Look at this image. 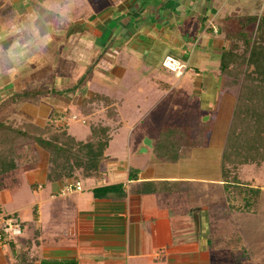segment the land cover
Instances as JSON below:
<instances>
[{"label": "crops", "instance_id": "obj_1", "mask_svg": "<svg viewBox=\"0 0 264 264\" xmlns=\"http://www.w3.org/2000/svg\"><path fill=\"white\" fill-rule=\"evenodd\" d=\"M9 1L14 7L21 5L25 7L31 1H37L42 7H46L48 15L45 20L48 21V26H44L40 18H38L40 24L35 22L40 30L39 37L46 35L48 37L43 41L42 46L56 41L54 43L56 50L58 45L63 47L59 55L60 60L73 65L71 67L75 69L78 68L81 71L80 74L83 72L86 75L88 68L95 64L92 74L105 76L115 84L125 75L127 64L135 66L134 62L137 59L140 60L141 56L145 59L152 58V62H155L162 58L163 53H167L166 56H172L181 61L187 69L179 78V82L186 79L193 81L195 89L192 93L196 99L195 108L202 112L201 118H194L198 135L207 132L206 126L212 117L205 118L203 122L202 119L208 115V112L218 111L221 101L223 100L225 104L227 97L236 98V95L224 87L225 81L220 76L222 54L230 50L233 44L239 45L240 33L249 35L247 29L255 28L254 23L249 24L252 20L264 16V0H123L117 6L122 16L125 15L126 18L117 28L122 27L125 42L123 38L121 42H117L115 50L112 48V55L105 59L100 56L114 40L112 37L109 40L106 39L105 34L102 38L95 37L87 31V28L95 29L94 26L99 17L94 13L103 14L100 17L103 18L113 14L114 11L111 8L102 11L103 9L99 7H93L98 6L95 0H71L64 7L49 3L42 4L38 0ZM78 2L80 4L73 10L62 12L71 4ZM85 6H88V9H85ZM89 7L93 9L89 10ZM7 8L3 14L8 13L12 6L9 5ZM25 9L20 13L24 14L28 11ZM249 10L250 14H243ZM162 12L164 17L161 15ZM155 14L158 15L154 17ZM190 19L191 23L188 22ZM210 25L215 26L218 32H213ZM2 27L13 29L5 24ZM50 30L53 31L52 36L56 34L55 36L59 38L50 37L48 33ZM23 34L27 41H23L21 50L25 51L36 46V43L30 40L29 34ZM19 43L21 44V41ZM125 51L130 58L122 60ZM175 54L178 56L176 57ZM215 61H217L216 66ZM71 67L63 68L62 73L66 75L67 71H72ZM161 67L164 70H159V76L155 81L158 85L161 84L159 86L168 92L169 97L176 91L177 84L169 77L172 72L163 68L162 63ZM34 69L38 70V68ZM32 74L37 77L39 73ZM56 76L62 77L61 74ZM72 87L74 86L69 84L61 89L66 90V96L51 95V97L59 96L57 98L60 100L56 102L43 98L45 102L25 105L24 109L29 115L28 121L44 127L50 121L54 111L61 114L60 120H64L63 115L73 109H78L81 113L82 102L94 94L105 95L115 101L117 116L115 119L107 118L117 121L120 116L119 109L123 108L124 98L118 99L99 92H88L85 78L79 90L67 93V90ZM78 94L84 97L76 100ZM235 107L236 102L230 126ZM138 109L140 110L141 107L138 106ZM142 114L143 112L140 111V117L131 128V136L137 130V126L144 124L148 119ZM92 117H84L83 124L89 123L88 119H93ZM72 118L79 121L75 116ZM197 119L205 125L200 127ZM117 124L119 125L116 128V134L121 130L123 121ZM66 125L68 126L67 122ZM230 126L226 130L227 134ZM165 128H173V126L162 127L155 135H151L144 128L142 132L136 134V141L131 140L130 145L128 143L129 158L133 145L136 150H141L139 154L152 153L153 157L148 159L149 162L147 161L150 165L147 166L134 167L129 164L122 166L119 156L115 157L111 154L110 157L107 152L114 136L105 153L106 159L101 164L99 179L80 177L78 180L69 179L50 183L46 181L48 160L46 166L41 164V168V165H34L36 176H43L44 181L30 183L35 191L34 194L28 192L26 195L30 198L27 208H30L32 213L25 221L20 217L22 206H17L16 209L14 207L8 212L15 213L19 217L23 234L16 242L0 247V264H210L215 244L209 232V216L203 211L204 206L193 205L191 191L194 185L201 183L206 186L222 187L221 169L217 180L199 179L190 172L182 174L178 170L169 171V166L174 165L179 169V164L182 162L179 158L176 160L162 158L154 152L155 145L161 140L160 136ZM186 131L188 141L191 143L184 146L197 147L192 143L195 140H189V136L192 135L190 129L187 128ZM227 134L223 138L224 146L220 147L222 148L220 166ZM89 137L83 139L75 137V139L87 141ZM145 140H150L152 147L147 148V151L143 153ZM129 162L130 159L127 163ZM262 166L264 164L245 167H255L259 173ZM245 167L241 169L239 176ZM188 169L192 170V165ZM76 182L81 184L82 192L66 196L59 195L65 186ZM245 183L260 189L262 194L263 189L260 185L252 182ZM19 185L18 182L14 186ZM106 187L116 188L105 197L103 188ZM2 196L3 190L0 192V211L5 213L3 203L8 200L13 202V198L9 194L8 200L4 201Z\"/></svg>", "mask_w": 264, "mask_h": 264}, {"label": "rangeland", "instance_id": "obj_2", "mask_svg": "<svg viewBox=\"0 0 264 264\" xmlns=\"http://www.w3.org/2000/svg\"><path fill=\"white\" fill-rule=\"evenodd\" d=\"M95 1V4H98V6L93 7H99V9H103L102 11L111 8L112 11H114L113 14L103 18H100L103 14L94 13V15L99 17V19H97V24H95L96 26H94L95 29L87 28V31L92 33L95 37L100 36L102 38L104 34L105 38L108 40L112 37L114 41L111 45H108L100 56L108 59V56L112 55L111 52L115 50L116 43L121 42L120 40L122 38L124 41L125 38L124 34L122 35V27L117 28L118 25L121 24V21L126 18L125 15L122 16L117 6L118 3L123 0ZM79 4V2L73 3L62 10V12L66 13V11H71ZM9 5H11L12 8L8 13L3 14V11L8 9L7 7H9ZM93 7H89V10H92ZM24 8H26L25 11H28L21 14ZM86 8L88 9V6H85V9ZM31 13L38 14L41 23L44 24V26H48V21L45 20V17L48 15V13H46V7H42L37 1H31L25 7L24 5L14 7L11 1L0 0V36H4L3 39H0V101L6 100L15 92L27 90L41 91L42 89L46 94L54 91L56 93L58 92V95L62 93V95L66 96L65 90H61L63 87L65 88L66 85L69 84L76 86L80 83V80H83L80 83L83 84L85 78L88 92H99L118 99L124 98L123 108L119 109L120 116H118L117 121L110 120L107 118L106 108L100 106L95 111L92 117L93 119H88L89 123L83 124L84 117L78 109H73L69 113L63 115L64 120L61 119L59 122L57 121L58 123L56 122L59 127L65 125V129H67L68 133L78 139H83L91 135L90 128L92 123L111 127V134L114 136V139L111 142L107 154L110 155V157L111 154L115 155V157L119 156L122 166L129 164L134 167L138 165L147 166L149 164L148 159L153 157L152 153L145 155L139 154L141 150H136L135 145L131 147V156L130 158L128 157V143L130 145L131 140L136 141L135 136L137 133L142 132L144 128H146L151 135H155L156 132L158 133V129L160 130L162 127L173 126V128H181L183 132L179 131L176 135H171L170 139L168 138L169 134L165 136L166 139H164V141L167 140L168 142H163L166 143L163 145L164 148H162L166 153L165 155L170 159H175V157H177L176 159L179 158L180 162H182L179 164V169L174 165L173 167L168 165V170L172 172L178 170L182 174L190 172L199 179L206 178L212 180V178H214L217 180L219 178V170L221 169L220 151L222 150L220 147L224 143L223 138L226 136V130L230 126L236 98L227 97L225 104H223V100L221 101L218 111L212 110L208 112V115L202 119L203 122L205 118L209 116L212 117L211 121L206 126L208 128L206 130L207 132L198 135L199 132L195 126L194 118H201L202 112L195 108L196 99L192 93L195 89L193 81L186 79L179 82L180 79L176 77L175 73L169 74L170 79L172 78L174 83L177 84L176 91L169 97L168 92L164 91V89L159 86L161 84L158 85L155 81L159 76V70L162 69L161 63L167 53H163L159 61L152 62V58L145 59L144 56H141L140 60L137 59L134 62L135 66L127 64L126 73L123 78L119 79L118 83L113 84V82L105 76L97 75L96 73L92 74L93 71L90 72V75H85L83 72L80 74L81 71L78 68L75 69L71 67L73 65L60 60L61 57L59 58V55L63 47L58 45L56 50L54 46L56 41L52 44L42 46L43 42L40 39L41 37L32 34L31 26H29L28 30L18 32L14 35L8 34L12 29H3L2 26L4 24L8 25L10 28H14L15 25L25 23L28 14ZM250 13V10L243 12L244 15ZM156 15L158 14H155L154 17H156ZM161 15L164 17L163 12ZM38 18L35 22L40 24ZM87 21H89V19H87ZM191 21L190 19L188 22L191 23ZM98 25L103 30H101ZM35 27L38 29V26L35 25ZM247 31L250 36H253L255 28L251 30L247 29ZM23 33L29 34L30 40L36 43V46L25 51L21 50L23 48V41H27ZM48 33L52 38L56 35L52 36L53 31L51 30L48 31ZM56 37L59 38L58 36H55V38ZM19 41H21V44ZM14 42H18V46L12 50L10 56L9 50L12 49ZM239 46H243L242 41L239 42ZM50 53L51 55H48ZM172 55L174 54L172 53ZM176 55L177 54H175V56ZM49 56H51V58L48 59ZM128 58H130V55L125 51L122 60H127ZM216 62L217 61H215L214 64ZM42 65L44 66L41 68ZM216 65L217 63L215 66ZM68 67H71L73 70L70 72L67 71L68 73L66 75L63 74V68L66 69ZM34 68H38V70ZM33 72L39 73L37 77L34 76L35 74H32ZM57 74H61L62 77L56 76ZM80 88L81 87H79V89ZM161 91L162 93H160ZM233 94L235 95L236 92L233 91ZM33 95L35 94L33 93ZM164 95L165 98L162 99ZM79 96L76 100H80L84 97V95ZM57 97H51V95L47 94V96H41V98L38 99L31 97L30 100L24 103L8 105V107L2 110L0 118L4 122L5 120H16V118L28 121L29 115L26 113L27 110L24 109L25 105H35L41 103V101L45 102L43 98H49L53 102H56V100H60ZM138 106L144 109L139 110ZM140 111L143 112L142 116H147L148 119L144 124L141 123L137 126V130H135L134 134L131 136V128L134 126L138 117H140ZM73 116L77 117L79 121H77L76 118H72ZM121 120L123 121V124H121L123 126L119 133L116 134V128L119 125L117 123H122ZM161 122L163 123L157 124ZM197 122L200 127L205 125L199 122L198 119ZM193 127L196 130L193 129ZM187 128L192 132V135L189 136V140H196V138H198L200 142L202 141L197 147L184 146L188 143L187 131L189 130L186 131ZM207 133L211 134L207 135ZM210 137L212 138L209 139ZM180 138H183V140ZM132 143L135 144V142ZM37 149L38 151L34 150L33 152H30L33 149H28L26 155H23L18 162L19 168L1 179L5 185L2 199H4V201L8 200L9 194H11L13 198V202L9 200L4 203L2 202L3 211L8 213L14 207L16 209L17 206H22L20 217L23 221L32 213V210L27 208L30 198L26 196L28 192L34 194L35 190L32 189L30 184L31 181H44L43 176H36V169L33 166H40L41 164L46 166L48 155L39 148ZM34 154L36 157H34ZM129 159L130 162L127 163ZM190 165L193 167L192 170L188 169ZM260 168L258 173L255 167H245L240 176L243 182L256 183L263 189L259 204L256 208L257 212L254 214L232 211L223 186H206L201 183L192 187L191 195L193 205L198 207L204 206L205 208L203 211L209 216V232L215 244L214 252L211 253L210 264H264V166ZM33 176L34 178H31ZM18 182L20 185L14 186Z\"/></svg>", "mask_w": 264, "mask_h": 264}, {"label": "trees", "instance_id": "obj_3", "mask_svg": "<svg viewBox=\"0 0 264 264\" xmlns=\"http://www.w3.org/2000/svg\"><path fill=\"white\" fill-rule=\"evenodd\" d=\"M38 1L57 7H64L71 2V0ZM252 23L255 24L254 37L240 33L239 40L243 42V46L233 44L230 50L222 54L220 60V76L225 81L224 87L232 93L236 92V107L222 154V182L231 210L249 214L256 212L261 190L243 182L239 176L240 171L245 166L264 164V16L252 20L249 24ZM95 66L91 65L86 75H89ZM82 81L80 80V83ZM80 83L67 90V93L77 91L83 85ZM47 94L58 93L51 91ZM47 94L42 89L15 92L6 100L0 101V117L2 110L8 105L24 103L31 97L38 99ZM114 104L115 101L110 97L94 94L82 102L81 113L84 117L93 116L95 111L103 106L107 110V117L115 119L117 112ZM60 116L59 112L54 111L44 127L22 119L4 122L0 118V192L4 188L1 179L19 168L18 162L26 155L28 149H33L30 151L33 152L39 148L48 155L47 182L78 180L80 177L100 178L101 164L106 159L105 153L112 140L111 127L92 123L89 139L78 141L68 133L65 125L61 127L57 125ZM179 131L183 132V129L162 130L161 140L155 145L154 152L162 158L176 160L177 157L168 158L162 148L168 142L164 141L165 136L170 134L168 136L170 139L171 135H176ZM192 143L199 145L202 141L198 139ZM115 188H103L105 197Z\"/></svg>", "mask_w": 264, "mask_h": 264}, {"label": "built area", "instance_id": "obj_4", "mask_svg": "<svg viewBox=\"0 0 264 264\" xmlns=\"http://www.w3.org/2000/svg\"><path fill=\"white\" fill-rule=\"evenodd\" d=\"M213 32L217 33L218 30L215 26L210 25ZM162 66L166 70L175 73L178 78L184 75L187 66L182 64L181 61L172 57L166 56L162 61ZM83 188L79 182L68 184L59 193L61 196L71 195L82 192ZM23 234V226L21 220L15 213H2L0 212V247L5 246L7 243L16 242Z\"/></svg>", "mask_w": 264, "mask_h": 264}, {"label": "clouds", "instance_id": "obj_5", "mask_svg": "<svg viewBox=\"0 0 264 264\" xmlns=\"http://www.w3.org/2000/svg\"><path fill=\"white\" fill-rule=\"evenodd\" d=\"M51 10V9H50ZM38 18V14L36 13H31V14H28L27 16V21L25 23H22V24H18V25H15L14 28L9 31V35H14L18 32H24L26 30L29 29V26H31V31H32V34L34 36H38L39 35V30L35 27V20ZM4 36H0V39H3ZM41 41H45L48 39L47 35L45 37H42L40 38ZM18 46V42H14L13 45H12V49L9 50V55L11 56L12 54V50L17 48Z\"/></svg>", "mask_w": 264, "mask_h": 264}, {"label": "water", "instance_id": "obj_6", "mask_svg": "<svg viewBox=\"0 0 264 264\" xmlns=\"http://www.w3.org/2000/svg\"><path fill=\"white\" fill-rule=\"evenodd\" d=\"M143 144H144V148L142 149L143 152H146L147 148H151L152 147V143H151L150 140H145Z\"/></svg>", "mask_w": 264, "mask_h": 264}]
</instances>
